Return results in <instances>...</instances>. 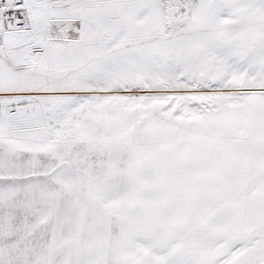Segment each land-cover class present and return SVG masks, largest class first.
Wrapping results in <instances>:
<instances>
[{
    "label": "snow or ice",
    "instance_id": "6c2138e0",
    "mask_svg": "<svg viewBox=\"0 0 264 264\" xmlns=\"http://www.w3.org/2000/svg\"><path fill=\"white\" fill-rule=\"evenodd\" d=\"M0 264H264V0H0Z\"/></svg>",
    "mask_w": 264,
    "mask_h": 264
}]
</instances>
